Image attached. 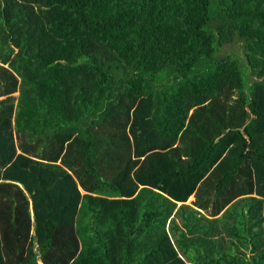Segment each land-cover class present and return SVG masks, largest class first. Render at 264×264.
<instances>
[{"label":"trees","instance_id":"1","mask_svg":"<svg viewBox=\"0 0 264 264\" xmlns=\"http://www.w3.org/2000/svg\"><path fill=\"white\" fill-rule=\"evenodd\" d=\"M0 61V264H264V0H0Z\"/></svg>","mask_w":264,"mask_h":264},{"label":"rangeland","instance_id":"2","mask_svg":"<svg viewBox=\"0 0 264 264\" xmlns=\"http://www.w3.org/2000/svg\"><path fill=\"white\" fill-rule=\"evenodd\" d=\"M0 64H3V63L0 61ZM15 95L17 96V95H18V92H17ZM192 200H194V196H191V197L189 198L188 202L191 203ZM32 215H33V211H32ZM40 262H41V261H40ZM40 262H39V264L42 263V262H41V263H40Z\"/></svg>","mask_w":264,"mask_h":264},{"label":"crops","instance_id":"3","mask_svg":"<svg viewBox=\"0 0 264 264\" xmlns=\"http://www.w3.org/2000/svg\"><path fill=\"white\" fill-rule=\"evenodd\" d=\"M16 104H17V100L15 101V106H16ZM41 262H42V261H41ZM41 262H40V263H41ZM41 264H44V263L42 262Z\"/></svg>","mask_w":264,"mask_h":264},{"label":"clouds","instance_id":"4","mask_svg":"<svg viewBox=\"0 0 264 264\" xmlns=\"http://www.w3.org/2000/svg\"><path fill=\"white\" fill-rule=\"evenodd\" d=\"M16 94V93H15ZM18 94H19V92H18ZM189 203V202H188Z\"/></svg>","mask_w":264,"mask_h":264}]
</instances>
